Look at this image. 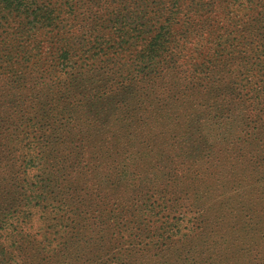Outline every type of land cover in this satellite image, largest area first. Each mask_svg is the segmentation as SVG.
<instances>
[{
  "label": "rangeland",
  "instance_id": "374dc122",
  "mask_svg": "<svg viewBox=\"0 0 264 264\" xmlns=\"http://www.w3.org/2000/svg\"><path fill=\"white\" fill-rule=\"evenodd\" d=\"M127 1L90 51L68 0L0 4V264H264V0Z\"/></svg>",
  "mask_w": 264,
  "mask_h": 264
},
{
  "label": "trees",
  "instance_id": "16d2710c",
  "mask_svg": "<svg viewBox=\"0 0 264 264\" xmlns=\"http://www.w3.org/2000/svg\"><path fill=\"white\" fill-rule=\"evenodd\" d=\"M203 1L205 0L198 1L199 7L203 6ZM207 1L210 4L209 6L217 5L216 0H207ZM1 3L7 4L8 7L12 5L19 7L21 4H24L25 6L24 0H0V4ZM156 4L159 5L155 7L157 8L158 15L167 17L164 21L166 22L167 27H171L172 26L171 20L174 18V15L177 13V10L179 8L178 0H174L171 4L170 3L165 4L163 0H158ZM68 5L73 7L72 11L77 10L76 8H79V7L82 9V12L80 13L81 18H83V20L80 22L81 25H84V23H87V24L91 23L89 25L88 31H86L85 34H83L84 31L79 32L77 34V36L83 40L82 48L88 47L89 51L93 49L92 48L93 46H91V44L95 43L92 41L96 38L94 37V33L99 32L98 29H100V26L102 25L104 26L105 23L107 22L110 24L112 23V26H109L108 28H109V32L112 33L113 35L115 31H119L118 26L127 28V27H131L132 25H134L133 15L135 14H131L130 10L132 9V5L127 0L126 1H122V0H80L79 2H76V0H74V3L73 1L68 0ZM86 5H90L91 8L83 11L84 6ZM53 10L58 11L57 7ZM202 10L199 12L196 18L190 19V21L187 22L188 30L185 31L182 35L176 38H173L170 41H169V37L164 34H156V35H153L152 38H150V45H152L153 47V52H164L166 53L167 58L169 55H173V57H171L172 61L165 59L160 62L158 61L161 59V57L159 56H157V58L153 57L149 59L151 62L150 67H152L151 73L155 74V77L158 78L161 76L164 70L167 69V64H170V68L172 67V69H174L175 64H176L175 55H177L180 58L185 53L189 57H192L193 55L198 54L199 48L202 46V44H200V42L196 40V38H192L191 34L198 32L199 30L204 31L208 29L206 32H208V34L211 35V33H209L211 25L207 23V20L209 19V16L211 15L213 8L211 7V10H209L206 13H204ZM102 11H105V13H102ZM226 17L228 16H225L224 18ZM39 21H43L42 26L44 25L52 26L56 22L55 18L51 19L50 17H45V16H42ZM93 22H95L96 25H93ZM90 32H93V33H90ZM87 33L89 34V36H86ZM144 38L145 37H143L142 39ZM69 39H71V37H65V39H63V44L60 47H58V50L62 51V53H66V52H63V49H64L63 47L68 46L65 43L66 42L69 43L70 42ZM95 48H97L98 50L97 46H95ZM148 55H144V58L142 59L141 63H144L146 61V57ZM179 58H178V62H179ZM62 59L63 58H61V61ZM186 60L187 59L184 57L181 61L183 63H186ZM59 63L64 64L63 68L67 66L66 63H63V61ZM2 237H4V234L2 235Z\"/></svg>",
  "mask_w": 264,
  "mask_h": 264
}]
</instances>
